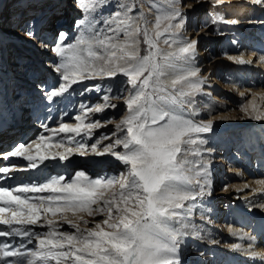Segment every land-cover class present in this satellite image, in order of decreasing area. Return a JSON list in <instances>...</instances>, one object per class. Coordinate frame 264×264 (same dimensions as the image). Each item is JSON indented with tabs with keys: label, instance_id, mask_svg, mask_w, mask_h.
<instances>
[{
	"label": "snow or ice",
	"instance_id": "snow-or-ice-1",
	"mask_svg": "<svg viewBox=\"0 0 264 264\" xmlns=\"http://www.w3.org/2000/svg\"><path fill=\"white\" fill-rule=\"evenodd\" d=\"M221 3L216 0L213 7ZM76 6L83 16L74 22V39L67 32L55 34L50 50L58 58L53 67L58 75L50 90L41 91L52 102L70 95L74 85L122 76L125 87L120 91L128 92L125 114L110 136L87 143L93 130L112 123L91 118L117 107L110 87L102 103L80 106L75 124L61 122L57 129L43 124L50 135L32 142L34 153L32 144L21 143L6 155L27 161L21 171L38 170L49 160L66 162L73 155H109L122 171L93 177L75 170L67 178L49 175L0 186V226H5L0 228V264H183L185 237L198 235L189 222L195 202L211 195L210 163L203 154L212 151L204 146L214 121L196 119V98L210 93H205L208 80L195 64L198 40L181 35L186 23L182 0H168V10L155 17L154 35L144 14L127 0H76ZM107 8L112 11L105 12ZM27 23L22 31L33 38ZM161 40L174 50L163 52ZM228 59L253 63L242 55ZM90 91H101L100 85H84L80 94ZM240 110L264 121L255 95ZM60 133L71 134L55 142L62 151L41 150L52 147V138ZM12 170L0 166V174ZM256 183L261 188L254 191H264V179ZM64 224L74 231L61 230Z\"/></svg>",
	"mask_w": 264,
	"mask_h": 264
},
{
	"label": "bare ground",
	"instance_id": "bare-ground-1",
	"mask_svg": "<svg viewBox=\"0 0 264 264\" xmlns=\"http://www.w3.org/2000/svg\"><path fill=\"white\" fill-rule=\"evenodd\" d=\"M31 1H33V2L30 3V5H28L29 6L28 13H32V12L34 13L36 6H38L37 3H39L43 0H39V2H37L38 0H31ZM197 1L195 4L192 3V5L183 4L182 11L187 12V9H193V7H196L197 9L200 8L202 2L201 1L197 2ZM236 1L240 2V3H246V4L251 3L253 5H257L256 3L253 2V0H222V3H232V2H236ZM222 5H225V4H222ZM258 5L261 6V5H264V3L258 4ZM67 6L68 7L71 6L75 9H78L76 6V0H71V2L69 1V3H68V0H58L57 3H54V2L48 3V1H43L42 4L40 5V8H39L40 16L38 18H40V20L43 21V22L40 21L41 23H43V26L45 24V20H47L48 17L51 16L50 20H53L51 22L50 27L53 26L52 29H54V30H50L49 37H51V34L53 32H55V34L57 32H67L69 34V36L72 37V31L70 28L72 18L67 20L68 14H69V16H71L70 15L71 11L68 12L65 9V8H67ZM60 8H63L64 10H66L67 13L65 12L64 15L56 16L58 14V11H59L58 9H60ZM256 8L259 9L258 6ZM240 10L238 9L237 10L238 13L236 14V16H233L230 19L225 20L224 18H221L223 21L221 24L225 27L226 26L229 28L231 27V29H226L223 27V30L225 32L224 36H226L225 42L227 43V46L225 45L223 48V49H225V51H223V49H222V51L219 52V56H221L223 60L226 59L228 65L229 66L231 65V68L229 67V69L225 72V75L223 76L222 82L219 83L218 81H216L215 84L217 85V88H219V89L222 88L224 91H227V92H235L239 95L241 92H244L245 94L249 93L248 95L250 96V98L248 99V101L253 100V97L255 95V103L257 105H259L262 102H264V100L261 99V95H264V60H262L261 57L264 56V54H261L260 52H258L259 49H257L258 50L257 51L256 48L254 47V45H252L253 47L248 46V45L245 46L246 43L244 44L243 40L245 42H247V44L248 43L250 44L253 36L255 34H257V32H259V30L261 28H264V14L262 13V10H258L256 13H255V11H253L250 14H246V10H243V11L242 10L240 11ZM21 12H23V11H21ZM211 12L212 11L208 12L207 19L213 17ZM24 13H26V11H24ZM142 13L145 16L144 11ZM254 13L256 15H254ZM247 15H249V17L252 16V18H247ZM253 19H254V21H252ZM232 20H235L236 23H226L225 22V21H232ZM246 22H248L247 26H246L247 30L243 31L240 29V24H242V23L245 24ZM48 25L49 24L47 23L45 25V27H48ZM205 25H207V24H205ZM235 25L239 26V27H234ZM258 26H260V29H258V31L256 32V29L258 28ZM204 27H206V26H203V28ZM55 28H57V29H55ZM206 28L208 29L209 27H206ZM2 32H4L3 28H1V30H0L1 34H2ZM186 34L187 33H185V35H182V34L181 35L184 38H187L189 40H196L195 38L190 39V37ZM240 35H241V37H240ZM46 39H47V37L45 35H40V37H37V39H34L32 46L37 48L36 46L38 45L40 50H44L46 48V46H45ZM258 41L260 42V40H258ZM253 42H255V41H253ZM259 42H258V44H259ZM165 48L166 49H164V48L162 49V51L165 53L174 50L172 48H167V47H165ZM240 48H243V49L245 48L244 52L239 53ZM243 49H241V51ZM198 50H200V51H198ZM197 51L200 53L202 51V48L197 49ZM201 55H204L203 59L196 61V59H197L196 58L195 64L199 68L201 66V67H204V69H205L211 63L212 59L209 58L208 54L206 55V52H202ZM239 55H242L245 60H252L253 63L252 64H245V65H238V64L236 65V63H234L233 61H230L228 59L229 56H239ZM254 55H257V57L256 58L254 57V59H252ZM198 56H200V55H198ZM198 62H199V64H198ZM13 64H16V63H13ZM2 65H4L5 68H3L4 73L0 72V81L1 82L6 80V78H9L7 76L9 74H11V77H12V73H11L12 70L15 73L18 72L19 75L22 76L19 79L24 80V81L27 80L26 79L27 76L23 74L24 71H23V73L20 72V70L17 71L14 68H11L10 66H8L7 63H4V64L0 63V71H2V68H1ZM209 67H211V66H209ZM29 68H31V66ZM29 68L26 69V72L29 71ZM29 74L30 75H29L28 80H33L36 78V77L32 76L33 73H29ZM201 75H202V73H201ZM109 82H112V81L110 79H104V82L100 83L99 85H100V87H108L105 85L108 84ZM30 84L36 85L34 82H31ZM93 84H95V83H93ZM51 85H52L51 82L50 83L48 82V84L45 87H43L42 85L41 86H35V89H37L41 95H44L43 92L41 91V89L43 88L46 90H50ZM26 86L27 85L22 83L21 87H19L17 89V92L15 93V95H13V97L16 99V100L14 99V101H16V102H11V104H12L13 109H15L18 112V115L21 114V118L24 119V121H22V120L19 121L21 123V125L24 126V129L22 130L21 133L22 134L27 133V135H30L32 132H34V127L37 128V126H38V125H36V123H33V119L38 115V112L40 110L37 112V114H35V110L37 109L36 106H38L36 103L34 104V108L31 109L27 105H23L25 102L27 103V101H25L23 103L25 98L21 102V99H22L20 97L21 95H25V97L27 96L26 98L28 99L31 95V92H32V89L31 90L29 89L27 93L21 92V89L24 87L26 88ZM74 88H76V87H74ZM0 89L2 90V86H0ZM5 89H7L6 86H5ZM102 91H103V89H102ZM80 93L77 97L81 101L83 95L92 96L98 92L97 91H90V92H85L83 95H81ZM225 95H226V93H225ZM1 97L4 98V99H2V102H4L3 100H5V102H4L5 104L9 102L8 99L5 98V95H1ZM101 97H99V98H101ZM60 98L61 97H59V99ZM70 99H72V93L70 95L66 94L63 98V102L65 100H70ZM9 100L10 101L12 100L10 96H9ZM58 100L56 101L55 105H57ZM0 101H1V98H0ZM90 101H91V98H90ZM248 101L244 105H246L248 103ZM30 102L31 101H29L28 104H30ZM39 102L40 101L37 100V103H39ZM102 102L103 101L101 98L99 101H96L95 104H93V105H96V104L102 103ZM226 103L228 104V102H226ZM226 103H224L222 105L221 103L216 104L215 102L208 101V100L203 102V105L205 106V107H203V108H205L204 113H206L207 116L214 114V116L211 117V120L214 121V123H223L222 126L213 127V130L209 134L212 135V133H214L217 136H219L220 138H222L221 136H223L224 132L227 131L226 129L230 128L229 131H231L233 133L241 131V134L243 137L240 140V142L233 143V144L230 143V141H232V140H230L231 137H228L227 135L225 137H223L222 142H221V145L223 146L222 147L223 150L221 152L220 151L218 152L213 148L214 144L216 142H214V138H211L208 142V145L205 146V148L208 147L212 151L210 153H206L204 159H206V161H208L210 163V165H216V164L218 165L219 164L220 167H222V165L225 168L227 167V170L225 171L227 173L226 176L224 177V175L220 174V177L223 176V177H221L222 182L228 181V180L230 181V179H235V180L237 179L240 182L239 183H237V182H235V183L234 182H231V183L226 182L227 185H225V186L220 185V187L216 188L215 191H213V192L211 191V195H209L210 197L217 199L219 202L229 203L228 205L227 204L225 205V203L222 205H218L215 203V205H213V207L224 206V208H225V210H227V212H226L225 216L223 217V219H221L220 217L217 216L216 218H219L220 221L214 222L213 225H211L210 229L205 228L202 232L198 231V235H189V236L185 237L188 240L193 241L196 244H198V246L195 243H193V245L191 244L192 246H189L187 249H185L183 251V253H181V259L183 261V264H264V230L258 236L257 231H255V233L253 234L251 232L249 233L244 228L246 226V224H248V221H250V222L254 221L255 222L254 223V229H256V226L258 225V223H261L263 226V229H264V191H254L256 189L261 188V186L258 185L256 183V181L264 179V158L263 157L260 158V156H261V150H260L261 141L259 140L260 136H262L260 131L264 132V126L261 125L263 123V121L252 120V119L248 118L243 112H241V110H239L240 112L238 111L240 114L239 116L233 115V114H228V113H223L222 112L224 110L223 106H226ZM0 105H1V107L3 106L1 102H0ZM81 105H82V102L78 106L79 108H78L77 114L79 113V109H80ZM52 107H53V108H51L52 113L46 114L45 117L43 118V120L40 122V123H42V125L46 124V125H48V127H50L51 125L54 124L55 119L52 120V116L55 112V107L54 106H52ZM240 109H241V107H240ZM28 110L30 111V115H28V113H27ZM42 110H41L42 112L40 113L39 118H41L44 115L43 113L46 111L45 108H43ZM261 110H263V109H261ZM25 114H26V117L24 116ZM31 114H32V116H31ZM101 114H103V113H99V115H101ZM60 115L62 117L64 115V113H61ZM74 117H72L70 119V121H66L64 123L75 124L76 121H75ZM26 118H29V121H25ZM39 118H38V120H39ZM118 121L119 120L115 119L113 121V124L115 125V123ZM59 123H61V122H59ZM58 127H59V125L57 127L55 126L52 128L57 129ZM222 127H224L225 130H221ZM40 128L44 129L41 126H40ZM219 129L221 131H219ZM252 130H257L258 134L255 131L252 133L251 132ZM44 132H45V130H44ZM49 134L50 133H48V135ZM241 134H239V135H241ZM13 136H14V134L12 133V134L8 135L6 138L0 139V141H2L4 144L5 142H7V140L8 141L11 140V138H13ZM38 137L39 136H37V137L34 136L33 140H30V142H29V144H32L31 150L33 151V153H34L36 145L33 144L32 142L37 141V143H39ZM56 138H57V136L52 138V141H51V143L53 144L52 147L47 148V149L42 148L41 150L42 151H48V152L62 151L63 149H58L54 146L55 142L57 141ZM24 141H25V139H24ZM15 142H16V140H15ZM23 143H25V142H23ZM257 143H259V145H257ZM19 144H21V143L16 142V146H18ZM234 145H236L237 148L233 152L232 149L234 148ZM13 150H14V148L11 150L10 149L7 150V152L13 151ZM228 150H229V152H227V153H230L231 151L233 152V158L232 157L230 158L229 154L225 155L226 151H228ZM240 151H242V154L239 153ZM243 151H244V155L247 158L249 157V160L246 161V163H244L246 158L243 155ZM256 151L259 152V154H258L259 157H257V158L255 157V159H252L250 152L252 154ZM7 152H3L4 154H2V155L0 154L1 155L0 157L5 158V160H7V161L9 160L8 162L11 163V166L9 168L13 169L9 174H11V175L14 174L15 176H14V179L11 178L8 181V183L5 184L10 177L8 176V178L6 179L5 174H0V186H10V185L14 186V185L20 184L22 182L27 183V182L33 181V180H40L45 176L58 175V173H60V170H61V172H63L62 175H65L67 178L68 176H70L69 172L71 174H74L75 170H82L81 167L86 162L84 160H86L87 157H92V158L102 157V159L100 161H94V159L89 160V161L93 162L92 164L95 167L94 171L103 170L104 168H110L112 164L117 162L114 157H111L109 155L96 156L94 154L89 153L88 155H85V156L73 155L66 162H59L58 159L46 161L45 164L40 167L41 170L38 169L39 171L38 170L21 171L18 169H22V168L26 167L27 161L23 160L22 157L7 156L6 155ZM211 154L212 155L224 154L225 157H224V159L216 160L214 157H210ZM242 155L244 156V161H243L244 166L243 165L242 166L245 167V171L242 168H239L235 164L236 162L234 163V157L235 156L239 157ZM238 157H236V158H238ZM239 160H241V159H239ZM79 163L81 164V166H79L80 165ZM222 163L226 164V166ZM50 165H51L52 169L44 172L45 169H48L47 166H50ZM76 165H78L79 168ZM5 167H6V165H5ZM261 167H263V168L261 169ZM42 170H43V172H42ZM105 171L106 170L102 171L101 173L104 174L103 172H105ZM220 171H223V169L221 168ZM32 172H34V173H32ZM27 176L32 178V179L28 178ZM16 179H23V181L19 182V180L17 181ZM245 184L248 185L247 188L244 187ZM211 188H212V186H211ZM225 189H227V190H225ZM238 189H241V190L238 191ZM246 189H249V191H251L247 195H249L251 193H253V194L256 193L255 197H253L251 200H248V199L242 200L244 194L242 193L241 195H239V192H241L242 190H246ZM232 194H234V195H232ZM210 197H209V199H210ZM213 213L215 215L217 214V212L215 210L212 211L211 215H213ZM251 215L252 216L254 215V217H251ZM3 227H5V226H0V228H3ZM82 227H83V225H82ZM61 230L74 231L72 229H69V226L66 224L62 225ZM217 230H219L218 233H216ZM222 234L225 236V238H224V236L222 237ZM261 235H263V238H260ZM235 237H237L239 240L238 241L235 240L234 239ZM249 237H254L255 239L250 240ZM223 238H224V242L226 244L225 246L227 247L226 250L220 249L221 246H224L220 243V241H222ZM0 239H4V238H0ZM249 244H252L251 248H249ZM233 245H239V249L234 250ZM230 247H232V249L229 252ZM226 251H228L229 253H226ZM250 253H252V254L250 255ZM222 258H224V259H222Z\"/></svg>",
	"mask_w": 264,
	"mask_h": 264
},
{
	"label": "rangeland",
	"instance_id": "rangeland-1",
	"mask_svg": "<svg viewBox=\"0 0 264 264\" xmlns=\"http://www.w3.org/2000/svg\"><path fill=\"white\" fill-rule=\"evenodd\" d=\"M43 1H48V3H51V2L57 3L58 0H43ZM43 1L39 2V0H38L37 2H39V3H37L38 6H36L34 13L33 12L28 13V10H29L28 5H30V3L33 2L31 0H0V30H1V28H3V31H4V32H2V34L0 33V63H2V64L7 63L8 66H10L11 68H14L17 71L20 70V72H22V73L24 71L23 74L27 76L26 81L21 80L19 78L22 76H20L18 72L15 73L12 70V72H11L12 77H11V74H9V75H7L9 78H6V80H4L2 82L0 81V84H1L0 86H2V90L0 89V98H1L0 102L3 105V108L8 104V103H6V104L4 103L5 100H3L4 102H2V99H4V98H2L1 95H5V98L8 100H9V96H10L12 99L11 102H16V101H14L15 98L13 97V95H15V93L17 92V89L19 87H21V85L23 83L27 86H26V88L25 87L22 88L21 92L27 93L29 89L30 90L32 89L33 91L31 92V95L28 98L29 100L26 98L27 96L25 97V95H21L20 96L22 98L21 102L25 98L23 103L25 101H27V104L25 102L23 105H27L31 109L34 108L35 103L38 105V106H36L37 109L35 110V114H37V112L39 110L40 111L38 112V115L36 116V120L40 117V113L43 111L42 109L43 108L46 109V111L43 113L44 115L40 118L41 120L39 119L38 122H33V123H36V125H38L37 128L34 127V132H32L30 135H27V133H26L25 141L21 142V143L25 142L24 144H26V146H27V145H29L30 140H33L34 136L37 137L40 135H44L45 137H48L50 135V134L48 135L47 132H44V129L40 128V126L42 127V123L40 124V122L43 120V118L46 114L52 113V110H51V108H53L52 106L55 107V112L53 114L54 116H52V118H55V120H54L55 122H54V125H51V126L57 127L59 125L58 124L59 122L64 123L66 121H70V119L72 117L77 115V111L79 108L78 106L81 102L83 105L93 106V104H95L96 101H99L103 97V95L106 94V90L111 87L112 92L110 93V95L113 97L111 102L113 104H116L117 107L116 108H108L103 112V114H101V115L94 114V115H92L91 118L93 120H100L102 123H104L107 120H112V123L106 124V126H104V127H100L98 129L93 130V139L87 141V143L91 144V143L95 142V140L100 139V137H102V136H106V135L110 136L111 133L115 130L113 121L115 119L119 120L125 114L126 106L124 104V97H126L128 95V92H127L126 88L122 92L120 91V89L125 87L124 85L121 84V81L123 79H126V78H124L122 76H118L116 78H109L112 82H109L108 84L105 85L108 87H100L101 91H99L98 93H95L94 94L95 96L94 95H92V96L83 95L82 100L84 102L82 100L80 101V99H78V97H77L79 95V93L83 91V86L84 85L90 86L93 83L100 84V83H103L104 80L85 81L84 85H74L73 88L74 87H76V88H74L71 92L72 93V99L65 100L64 102H63L64 97H61L60 99H59V97H57V98H54V101L49 102L46 99L45 95H41L38 92V90L35 89V86H41L42 85L43 87H45L48 84V82L49 83L51 82V84H53L57 78V75H58L57 73H55L53 71L54 62H56L58 60V58L50 50L51 46L53 45V41H54L53 38L55 37L54 36L55 32H53L51 34V37H49L50 30H54V29H52L53 26L50 27L51 22L53 20H50L51 16L48 17V19L45 20V24L43 26V23H41L43 21L40 20V18H38L40 16L39 8H40V5L42 4ZM69 1L71 2V0H68V3H69ZM196 1L197 0H182V6H183V4H188V5H192V3L195 4ZM200 1L202 2V4H201L202 8L200 7L197 9L196 7H193V9H187V12H185L187 20H186L184 29L181 33L182 35H185V33H187L186 35H188L190 37V39L195 38L196 40H198L197 49L202 48V51L200 53L198 52L200 50L197 51L196 61L203 59V56L205 54L201 55L202 52H206V55L208 54L209 58L212 59L211 63L207 66V68L204 69V67L200 66V70L202 69L201 70L202 76L206 77L208 80V84L205 85L204 91H205V93H210V95L205 94V95L198 96L196 98V106L200 111V114L198 117H196V119L207 121V120H211V117L214 116V114L207 116L206 113H204L205 108H203V107H205V106L203 105V102L206 100L215 102L216 104L221 103L222 105L224 103L228 102V104L226 103V106H223L224 110L222 112L239 116L240 115L239 110H240L241 105H244L248 101V99L250 98V96L248 95L249 93L248 94L246 93L245 96L242 98L239 94H237L235 92H227V91H224L222 88H220V89L217 88V85L215 84L216 81H218L219 83L222 82L223 76L225 75V72L229 69V67L231 68V65L229 66L227 63V60L226 59L223 60L222 57L219 56V52L222 51V49L224 48L225 45L227 46V43L225 42L226 36H224L225 32L223 30V27L226 29H231V27L230 28L227 26L225 27L221 24L223 22L221 18H224L225 20H227L233 16H236V14L238 13L237 12L238 9L239 10L241 9L242 11L246 10V14H250L253 11H255V13H256L258 10H262V13L264 14V5L259 6L258 4L253 5L251 3H250L251 5H250V4L240 3V2L236 1L237 3L236 2H232L233 4L232 3H221L220 6L213 7V5L216 3V0H204V1L198 0L197 2H200ZM115 2H116V0H111V3L115 4ZM122 2H123V0H122ZM127 2L130 5H135V11L136 12L142 13L144 11V13H145L144 17L147 19V21H149L147 27H148L149 31L152 32L154 35L153 25L155 23V17L157 14L163 15L168 10V0H127ZM222 4H225V5H222ZM257 6L259 9L256 8ZM65 9L68 12L71 11V13H70L71 16H69V14H68L67 20L72 18L70 28L72 31V38L74 39V34L76 33V29L74 28V22L77 19L82 18L83 14L80 10L75 9L71 6H69V7L67 6V8H65ZM58 10L59 11H58V14L56 16L64 15L65 12L67 13V11L64 10L63 8H60ZM21 11H23V12H21ZM24 11H26V13H24ZM104 11L105 12H111L112 8H107ZM181 11H182V7H181ZM209 11H212L211 14L213 15V17L207 19V14ZM255 13H254V15H256ZM247 18H252V16L249 17V15H247ZM252 21H254V19ZM25 22H28L27 23L28 28L34 30L35 36L33 38L27 37L24 34V31H22V27L24 26ZM47 23L49 25H48V27H45V25ZM163 23L164 22H162L161 28L163 27ZM247 23L248 22H246L245 24H243V23L240 24V29L243 31H246L247 30V28H246ZM205 24H207V25H205ZM203 26H206L209 28L208 29L206 27L203 28ZM234 27H239V26L235 25ZM55 29H57V28H55ZM258 29H260V26H258V28L256 29V32L258 31ZM263 30H264V28H261L259 30V32H257V34L254 35L256 38L253 37L250 44L249 43L247 44V42H245L243 40V43L244 44L246 43L245 46L254 45L256 50L259 49V51L257 50L258 52H260L261 54H264V39H263L264 38V31ZM40 35H45L47 37V39L45 41L46 48L44 50H40L38 45L36 46L37 48L32 46L34 39H37V37H40ZM240 37H241V35H240ZM140 39H141V50L143 52V49L146 46L143 45L142 35H141ZM258 40H260V42ZM253 41H255V42H253ZM69 42H72V40H69ZM160 42L158 44V47L161 50L163 48L166 49L165 47L169 48L168 45L163 42V40H161ZM258 42H259V44H258ZM241 49H243V48H240L239 53H242L245 50V48L242 51H241ZM223 51H225V49H223ZM198 55H200V56H198ZM13 63H16V64H13ZM198 64H199V62H198ZM30 66H31V68H29ZM209 66H211V67H209ZM1 68H2V71H0V72L4 73L3 68H5V66L2 65ZM28 68H29V71L26 72V69H28ZM28 72L33 73L32 76L36 77V78L33 80H28L29 75H30ZM31 82H34L36 85L30 84ZM5 86L7 87V89H5ZM102 89H103V91H102ZM225 93H226V95H225ZM99 97H101V98H99ZM90 98H91V101H90ZM37 100L38 101L43 100V101L37 103ZM57 100H58L57 105H55ZM29 101H31L32 103L30 102V104H28ZM259 105H260L261 109L264 110V102H262ZM61 113H64V115L62 116L63 118L60 115ZM24 116L26 117V114ZM26 121H29V118H26ZM263 123H264V121H263ZM263 123L261 125L264 126ZM222 124L223 123H214L213 127H219V126H222ZM51 126L49 128H52ZM20 129L21 130H20L19 134L24 129V126L21 125ZM229 129L230 128L226 129L227 131L224 132L223 136H221L222 138H220L219 136H217L214 133H212V135L209 133L206 134L205 138L207 139L208 142L211 138H214V142H216V143L214 144L213 148L216 151L221 152L223 150V148H222L223 146L221 145L223 137H225L226 135L228 137H231L230 138V140H232V141H230L231 144L240 142V140L243 137L241 134V131L233 133V132L229 131ZM221 130H225V128L222 127ZM221 130L219 129V131H221ZM254 131L257 133V130H252L251 132L253 133ZM260 133L262 136H260L259 140L261 141V146H263L262 148L260 146V148L264 150V144H263L264 143V132L260 131ZM239 134H241V135H239ZM65 135H71V134L60 133L59 136H57L56 140L60 139L61 137H64ZM77 139H79V137H77ZM11 140H12V138H11ZM1 142L2 141H0V146L2 147L3 145L1 144ZM16 142L19 143V141H17V139H16ZM107 142L108 141H102V143H107ZM208 142L205 146L208 145ZM14 145L15 144L11 145L10 149L14 148L13 147ZM236 148H237L236 145H234V148L232 149V151L234 152L236 150ZM7 150H3V148H0V151H1L0 154L1 155L4 154L3 152H7ZM232 151L230 153H227V152H229V150L226 151L225 155L229 154L230 158L231 157L233 158V152ZM239 153L242 154V151H240ZM205 154L206 153L203 154L204 158H205ZM258 154H259V152H257V151L254 152V155L256 156V158L259 157ZM225 155L224 154H218V155H212L211 154L210 157H214L216 160H220V159H224ZM243 155H244V151H243ZM243 155L239 156V157L235 156L234 157V163L236 162L235 164L239 168H242L245 171V167H243V166H244V163H246V161H248L249 159L244 161L245 155L244 156ZM262 155H264V152L261 153L260 158L263 157ZM236 157H238V158H236ZM91 159H94V161H100L102 159V157H97V158L96 157L95 158L87 157V159L84 160L86 162L82 165V167H81L82 170H86L87 173L93 177L103 176L106 174L111 175L113 173L118 175L119 172L122 171V165H120L119 162H115V163L113 162L114 164L111 165L112 168L110 167V168H104L103 170L94 171L95 167L92 164L93 162L89 161ZM239 159H241L242 161ZM8 161L5 160V158L0 157V166L5 167V165H6V167H10L11 163ZM243 161H244V163H243ZM222 164H224V163H222ZM224 165L226 166V164H224ZM76 166L78 167V165H76ZM79 166H81V164ZM47 168L51 169V165L47 166ZM221 168L223 169L224 172L220 171ZM39 170H41V168H39ZM104 170H106V171L103 172L104 174H102L101 172ZM226 170H227V167L225 168V167H223V165H222V167H220L219 164L218 165L217 164L216 165H210V174H211V178H212V185H211L212 186V188H211L212 192L215 191L216 188H219L220 185H223V186L227 185L226 182H228V183H231V182L239 183L240 182L237 179H236L237 181L235 179H230V181L228 180V181L222 182L221 177H223V176L220 177V174L224 175V177H225L227 174L225 172ZM46 171H47V169L45 170V172ZM42 172H43V170H42ZM32 173H34V172H32ZM62 174H63V172L58 173V175H62ZM69 175H71V174H69ZM249 192H251V191H249V189L242 190L241 192H239V195H241L242 193L244 194L242 200H244V199L245 200L246 199L251 200L253 197H255L256 193H254V194L251 193V194L247 195ZM232 195H234V194H232ZM209 197L210 196H205L203 199L196 201L195 207L193 208V212H192L191 216L189 217L190 224L195 225L197 227V230L200 232H202L205 228L210 229L211 225H213L214 222L220 221V219L216 218V217L218 216L221 219H223V217L225 216V214L227 212V210H225L224 206L213 207V205H215V203L218 205H222L225 202L224 203L219 202L217 199H215L213 197H210V199H209ZM226 204L228 205L229 203H225V205ZM213 210H215L217 212L216 215L214 213H213V215H211ZM251 217H254V215L253 216L251 215ZM89 219H91V218H89ZM95 219L96 220H102L103 217L102 216H96ZM254 223H255L254 221H252V222L248 221V224H246V226L244 228L249 233L251 232L253 234L255 233V231H257V234L259 236V234L264 230L263 226L261 223H258L259 226L257 225L258 227L256 226V229H254ZM89 226L91 227L94 225L90 224ZM218 232H219V230L216 231V233H218ZM223 236L224 235L222 234V237ZM224 238H225V236H224ZM224 238L222 239V241H220V243L222 245H224V246L220 247V249H222V250H226V248H227L225 246L226 244L224 242ZM260 238H263V237L260 236ZM234 239L237 241L239 240L237 237H235ZM193 243H195V242L190 241L187 238H185L184 242L182 244V247H181V253H183V251L185 249H187L189 246H192ZM196 245L198 246V244H196ZM231 249H232V247L229 248V252L231 251ZM229 252L226 251V253H229ZM222 259H224V258H222Z\"/></svg>",
	"mask_w": 264,
	"mask_h": 264
}]
</instances>
